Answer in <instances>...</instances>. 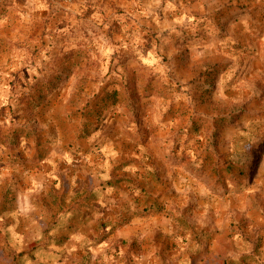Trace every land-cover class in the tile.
I'll list each match as a JSON object with an SVG mask.
<instances>
[{"label": "rangeland", "instance_id": "obj_1", "mask_svg": "<svg viewBox=\"0 0 264 264\" xmlns=\"http://www.w3.org/2000/svg\"><path fill=\"white\" fill-rule=\"evenodd\" d=\"M52 74L64 82L42 104L19 101ZM0 115L20 133L17 147L0 143L7 163L81 182L83 157L108 156L109 171L91 164L86 181L137 214L172 216L164 239L130 245L163 241L167 263L264 264V0H0ZM144 120L155 124L146 139ZM114 129L126 138L113 158L103 136ZM125 221L96 224L111 246L99 264L130 254L113 232Z\"/></svg>", "mask_w": 264, "mask_h": 264}, {"label": "crops", "instance_id": "obj_2", "mask_svg": "<svg viewBox=\"0 0 264 264\" xmlns=\"http://www.w3.org/2000/svg\"><path fill=\"white\" fill-rule=\"evenodd\" d=\"M111 118L101 127V132L111 126ZM122 134L123 131L114 129L108 136H103L106 138H103V142L107 144L103 149L104 156L110 153L114 158L112 152L118 156L119 151L122 154L119 143L115 141L120 137L126 138ZM22 147L19 149L22 150ZM34 152H30V157ZM6 154L4 148L0 147V157L4 155L0 160V264H99V254L111 248L99 236L101 229H96V224L102 219L109 220L112 225L126 219L113 232L118 239L126 242L124 246L132 247L127 257L118 253L110 264H183V257L179 253L167 263L163 241L154 244L143 242L136 244L137 248L135 244L130 245L129 241L139 235L157 234L164 239L167 230L174 227L172 216L160 211L137 214L136 208L132 207L131 210L123 203H116L113 195L110 197V194H103L102 182H91L89 177L86 181V171H92L87 167L93 164L100 166L101 171L105 170L103 165L112 164L108 156L98 158L93 154L91 157H83L80 161L83 168H79L76 173L81 182H68L62 174H53L54 168L47 172L30 165L29 170L23 172L20 164L7 163L9 155ZM47 173L52 174L48 176ZM70 175L74 177L73 173ZM101 204L104 205L103 210ZM47 233L57 235L56 242L37 241ZM7 234L12 236L8 243L5 242ZM145 247H152L157 253L139 254ZM87 248L94 254L87 256ZM202 256L205 257L204 254ZM200 264H209V256Z\"/></svg>", "mask_w": 264, "mask_h": 264}, {"label": "trees", "instance_id": "obj_3", "mask_svg": "<svg viewBox=\"0 0 264 264\" xmlns=\"http://www.w3.org/2000/svg\"><path fill=\"white\" fill-rule=\"evenodd\" d=\"M66 53V58L70 57L71 54V50ZM64 55V53H63ZM39 73H41V71L39 70ZM50 74V73H49ZM40 81L39 79H35V81L33 82V85L38 86V88L40 89L39 91L41 92L39 96L36 97V100L34 99V96H29L30 92L28 91H24L20 97H19V101L22 102L24 100L29 101V98L32 99L31 102H35L36 106L42 104L48 97L49 95H51L55 89L57 88V86H59L62 82H64L63 78H61L59 75H55L52 74L49 78V75L47 77H44L43 80L44 82H40V84H38ZM121 90L118 87H114L108 91H106V94L108 95V98L114 97L113 101H112V105L116 106V105H122V101L117 99V94L120 92ZM150 96V94H147ZM144 96H146V93L144 94ZM107 98V100H108ZM139 98V92L137 90V88L132 87L131 91H130V98L128 99L130 101V103H132L131 101H133V99H138ZM30 102V101H29ZM130 103H128V105H131ZM5 107V106H2ZM29 107V106H28ZM14 110L13 108H11V115H10V120L12 122L15 121V117L13 115ZM0 118H2V116L0 115ZM144 139L148 138L151 135L152 129H154L153 126H155V124L153 122L144 120ZM149 129V130H148ZM17 131V130H16ZM19 139H20V133L19 132H4L3 131V124L0 123V143L6 145L9 148H15L18 146L19 144ZM209 139V138H208ZM101 210H103L104 206L101 204L100 205Z\"/></svg>", "mask_w": 264, "mask_h": 264}]
</instances>
